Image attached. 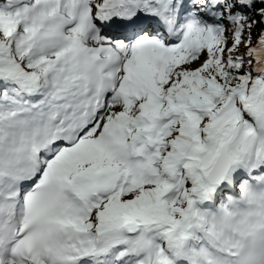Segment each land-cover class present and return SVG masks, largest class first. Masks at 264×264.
Returning <instances> with one entry per match:
<instances>
[{"label":"snow or ice","instance_id":"snow-or-ice-1","mask_svg":"<svg viewBox=\"0 0 264 264\" xmlns=\"http://www.w3.org/2000/svg\"><path fill=\"white\" fill-rule=\"evenodd\" d=\"M0 264H264V0H0Z\"/></svg>","mask_w":264,"mask_h":264}]
</instances>
